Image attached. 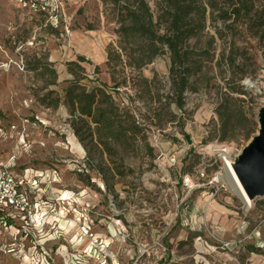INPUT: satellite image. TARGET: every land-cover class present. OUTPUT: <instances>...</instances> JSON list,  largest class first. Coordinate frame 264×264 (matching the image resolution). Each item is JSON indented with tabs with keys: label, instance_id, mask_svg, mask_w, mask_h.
<instances>
[{
	"label": "rangeland",
	"instance_id": "obj_1",
	"mask_svg": "<svg viewBox=\"0 0 264 264\" xmlns=\"http://www.w3.org/2000/svg\"><path fill=\"white\" fill-rule=\"evenodd\" d=\"M22 1L0 0V163L14 155L19 174L58 169L57 190L85 192L93 229L122 264L140 251H147L144 264H264V198L247 210L230 189L216 192L209 180L217 167L203 155L215 141L243 150L258 133L264 0H197L201 28L186 42L190 87L182 107L167 47L128 29L125 6L134 10L138 0H52L62 8L57 21ZM144 1L158 37L167 25L155 23L163 1ZM74 81L111 95L113 108L100 107L113 112V126L93 123L68 103ZM226 103L237 121L222 139ZM161 155H175L178 165ZM202 167L209 178L197 181ZM185 175L199 187H183ZM3 231L0 245L11 237ZM7 255L0 252V264Z\"/></svg>",
	"mask_w": 264,
	"mask_h": 264
},
{
	"label": "built area",
	"instance_id": "obj_2",
	"mask_svg": "<svg viewBox=\"0 0 264 264\" xmlns=\"http://www.w3.org/2000/svg\"><path fill=\"white\" fill-rule=\"evenodd\" d=\"M42 10L36 7L35 0H24L22 5L28 6L29 11L45 13L57 21L62 14L61 6L50 4L52 0H38ZM53 5V6H52ZM67 35L69 27H65ZM211 153L203 151L204 157L213 161L209 166L216 165L217 169L209 180V184L216 192L228 190L229 185L224 175L242 153V149L233 144L215 141L211 145ZM169 166L178 165L175 155L167 157L161 155ZM17 157L12 155L6 163H0V226L12 237L11 242H2L0 252L8 255L25 257L28 264H54L51 250L44 245L48 238H67L71 247L67 264H122L118 253L109 249L102 237L93 229L94 222L89 216L88 204L85 202V192L73 195L69 191L54 193V185L62 182L61 172L56 168L35 169L25 168L18 173L15 168ZM162 162L159 167L163 168ZM209 178L206 167L197 172V181ZM183 187L194 190L199 185L189 175L181 179ZM46 186L41 188V186ZM36 193H39L36 196ZM41 193H46L43 197ZM251 206H247L249 210ZM17 228V234H12L9 229ZM77 229L72 235L71 229ZM71 233V234H70ZM0 232V241L4 236ZM7 236V235H6ZM6 239V238H5ZM147 251H140L136 259L125 264H144L142 256Z\"/></svg>",
	"mask_w": 264,
	"mask_h": 264
},
{
	"label": "trees",
	"instance_id": "obj_3",
	"mask_svg": "<svg viewBox=\"0 0 264 264\" xmlns=\"http://www.w3.org/2000/svg\"><path fill=\"white\" fill-rule=\"evenodd\" d=\"M163 5L160 7L161 13L155 19V23L159 25L160 20L164 19L167 25L163 26V33L160 36H156L152 31L154 17L150 13V8L144 0H138V7L136 9L130 8L131 5L125 6L128 10L131 22L133 25L129 27V31L139 33L143 36L150 34L151 39L157 38L161 45L167 47L170 54V73L172 76V87L174 92L178 95V106H183V94L190 85L188 82V75L190 68L187 65L188 55L190 51L186 48V42L189 38L197 34L200 25H197L193 16L198 9L197 0H162ZM142 10L145 12L146 18L143 19L138 15L137 11ZM234 12L239 16L240 10L235 7ZM122 15V22L125 21V17ZM80 62H84L85 58L78 57ZM36 61V60H35ZM40 64V60L36 61ZM76 64V63H70ZM37 67L33 70H36ZM55 73V71H53ZM77 81L73 82V85L67 88L65 94L68 103L72 106H76L82 116H87L92 119L93 123H103L107 128H110L111 110L104 111L100 107V104L108 103V106L113 108L114 104L112 97L104 88L95 87L91 91H87L83 87H79ZM105 87V85H103ZM220 122L222 129V139L226 137V134L230 130H235L237 117L230 111L228 104L220 106ZM246 118V117H245ZM245 120L248 121L246 118Z\"/></svg>",
	"mask_w": 264,
	"mask_h": 264
},
{
	"label": "water",
	"instance_id": "obj_4",
	"mask_svg": "<svg viewBox=\"0 0 264 264\" xmlns=\"http://www.w3.org/2000/svg\"><path fill=\"white\" fill-rule=\"evenodd\" d=\"M258 133L242 150L232 167L250 199L264 198V107L258 114ZM186 139L191 143L190 138Z\"/></svg>",
	"mask_w": 264,
	"mask_h": 264
},
{
	"label": "crops",
	"instance_id": "obj_5",
	"mask_svg": "<svg viewBox=\"0 0 264 264\" xmlns=\"http://www.w3.org/2000/svg\"><path fill=\"white\" fill-rule=\"evenodd\" d=\"M9 159V158H8ZM3 163V162H1ZM31 168V167H30ZM36 169V168H35ZM61 186H63V183L60 184ZM56 186L58 185H54L53 188H51V190L57 192L58 193H64L65 191H61V190H57L58 188ZM46 186L42 185L41 188H45ZM47 188V187H46ZM39 193H36V196H38ZM41 195L43 197H47L48 195H46V193H41ZM77 229H71L72 235L76 232ZM9 231H11L12 234H17V228L15 227H11L9 229ZM71 234V233H70ZM9 242L12 241V237H10ZM44 245L51 250L52 253V257L54 259V264H67L69 257H70V252H71V247L70 244L68 242L67 238H62V239H52V238H48L46 240H44ZM7 258L4 260V264H28L27 263V259L25 257H21L18 255H7Z\"/></svg>",
	"mask_w": 264,
	"mask_h": 264
},
{
	"label": "bare ground",
	"instance_id": "obj_6",
	"mask_svg": "<svg viewBox=\"0 0 264 264\" xmlns=\"http://www.w3.org/2000/svg\"><path fill=\"white\" fill-rule=\"evenodd\" d=\"M100 57V56H99ZM251 83V82H250ZM248 84V83H247ZM253 84V83H251ZM251 87V86H250ZM209 149H212V146L209 145ZM225 180L228 182L230 191L238 196L245 206H253V201L250 197L246 194L245 190L243 189L240 181L238 180L235 172L233 169H227L226 174L224 175ZM113 234H116L114 230H111Z\"/></svg>",
	"mask_w": 264,
	"mask_h": 264
}]
</instances>
